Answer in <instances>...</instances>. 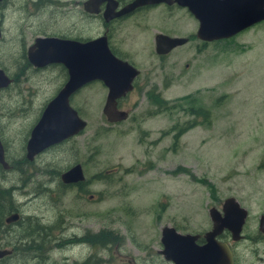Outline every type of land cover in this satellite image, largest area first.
Returning <instances> with one entry per match:
<instances>
[{
  "label": "rangeland",
  "instance_id": "374dc122",
  "mask_svg": "<svg viewBox=\"0 0 264 264\" xmlns=\"http://www.w3.org/2000/svg\"><path fill=\"white\" fill-rule=\"evenodd\" d=\"M188 12L159 6L115 25L111 45L140 71L136 89L121 100L127 119L106 121L107 89L93 81L70 98L87 122L82 133L25 167L20 165L25 130L55 94L63 73L55 67L20 74V80L0 88V141L6 160L16 166L0 171V186L11 188L24 225L0 230V248L12 251L0 264H168L158 253L161 228L206 231L209 206L220 208L228 196L248 212L242 239L231 241L237 264H260L264 21L202 45L195 38L198 20ZM101 29L98 21L90 23L92 37ZM157 33L190 41L160 57L154 50ZM10 56L11 48L0 43V61L9 65ZM151 92H158L168 109L155 107ZM190 106L208 110V118L190 114ZM76 158L85 174L80 189L60 180ZM37 226L42 230L17 244L26 227ZM84 234L87 242L73 240ZM25 244L31 248L24 250Z\"/></svg>",
  "mask_w": 264,
  "mask_h": 264
},
{
  "label": "water",
  "instance_id": "95a60500",
  "mask_svg": "<svg viewBox=\"0 0 264 264\" xmlns=\"http://www.w3.org/2000/svg\"><path fill=\"white\" fill-rule=\"evenodd\" d=\"M160 2L186 7L198 20L196 37L204 41L229 38L264 20V0H133L119 14L137 6ZM186 41L185 37L157 33L155 51L158 54H166ZM36 44L43 48L57 47L55 55L45 54L43 59L46 62L62 61L68 69V79L45 105L38 122L31 129L26 144L27 158L32 159L46 147L77 134L86 127V120L69 104V98L89 82L100 81L107 89L102 113L108 122L115 123L127 119L128 112L117 108V100L132 90L133 80L139 70L128 61L113 55L104 37L79 45L59 39H40ZM29 58L32 61L35 59L31 56ZM9 82L10 79L0 68V88L6 87ZM0 165L4 169L9 168L1 141ZM60 179L63 183L83 179L80 166L75 165L67 169L60 175ZM208 214L212 228L204 233L203 244L195 242L199 234L181 233L169 225L161 228L162 249L159 252L164 259L174 264H233L229 245L218 240L217 236L227 229L232 241L240 240L248 212L235 197L228 196L223 201L221 211L211 207ZM19 217V213L14 212L8 215L5 221L10 223ZM258 229L264 233V214L259 217ZM11 252V249H0V258Z\"/></svg>",
  "mask_w": 264,
  "mask_h": 264
},
{
  "label": "flooded vegetation",
  "instance_id": "af4514ba",
  "mask_svg": "<svg viewBox=\"0 0 264 264\" xmlns=\"http://www.w3.org/2000/svg\"><path fill=\"white\" fill-rule=\"evenodd\" d=\"M132 1L133 0H0V43H4L5 47L8 45V47L11 48L10 64L6 65L4 62L0 61V68L4 71V73L10 79L9 84L6 87H9L13 83L20 80V78H21L20 74H25V75H26V73H27V75H28V73L39 74V73H44L46 71L54 69L55 67H58L61 69L64 78H63V81L60 83V86L57 88L55 94L51 98L48 99V101H50L57 94V92L63 87L65 82L67 81L68 69L66 68L65 64L62 61H60V62L59 61H47L46 62L43 59L45 54H52L53 53V55H55L56 51L58 50L57 47L52 46V47H48V48H43L42 46H38L36 44L37 40L40 41V39H59V40H64V41L65 40L70 41L71 43H76L79 45L82 43H86L92 39L104 37L105 41H106V43H107V45H108V47H109V49L113 55H115L116 57H118L121 60L128 61L131 65H133L132 61L128 60L127 58H125L121 55V52L117 46H115L113 44L111 45V43H110L111 37L113 35V31L115 30V25H117V27H118L120 22H122L124 20H128V19L133 18V17H136L139 14H145L146 12H149L151 9L159 7V6H163V7L167 8V10L173 5L178 6L182 9H186V7L179 6L176 3L166 4L164 2H160L157 4H144L141 6H137L133 9L125 12V13L119 14V12L126 5L130 4ZM188 13H190V12H188ZM110 15H113V16L110 17ZM93 21H98L99 26H101L102 29L99 31V33L97 35L92 37L91 33H90V23ZM263 21L264 20L257 22V23H254L250 27L245 28L244 30L236 33L235 35H233L229 38H222V39H217V40H213V41L200 40L196 37V35H195V38H197L199 40V43H201L202 45H206L207 43L216 42V41H220V40H228L230 38L237 36L241 32L248 30V29L260 24ZM7 33H9V34L6 37ZM168 36H170V35H168ZM172 37H185V36H172ZM185 38H187V41L184 44H186L187 42L190 41V37H185ZM184 44H182V45H184ZM154 45H155V36H154ZM155 46H154V50H155ZM179 46H181V45H179ZM179 46H176V47H179ZM176 47L171 49L166 54H158V53H156V54H158L160 57L167 56ZM29 56L35 57V59L32 61V60H30ZM36 57H37V59H36ZM9 69L14 70V72L12 71V73H11ZM139 73H140V71H139ZM138 75L133 80L132 90L130 92H128L125 96H123L117 100V108L118 109L124 110L121 107V100L126 98L131 92H133L136 89V79L138 78ZM89 83H91V82H89ZM89 83L84 84L75 93H77L80 89H82L84 86L88 85ZM6 87H4V88H6ZM70 98H71V96H70ZM70 98H69V104H70ZM48 101L46 102V104L48 103ZM44 107L42 108V111H43ZM42 111L40 110V112L36 115L35 121L32 124V126H30L29 128L28 127L26 128L24 140L27 139V141H28L31 129L38 122V120L42 114ZM125 111H127V110H125ZM128 115H129V113H128ZM79 116L82 118L81 115H79ZM105 119H106V117H105ZM106 121H107V119H106ZM122 121H124V120H122ZM118 122H121V121H118ZM118 122H115V123H118ZM112 124H114V123H112ZM84 129L79 131L77 134H74V135H72L66 139H63L62 141H60L58 143H55L49 147H46L41 152H39L38 154L33 156L32 159L27 158V155H26L27 141H26L25 146H24L25 153L23 155V158H21L20 165L25 167L29 164L35 163L36 159L39 157V155L41 153L49 151L52 148L57 147L58 145L65 143L66 141L74 139L76 136L80 135ZM1 143H2V141H1ZM3 147H4V145H3ZM4 153H5V148H4ZM5 159H6V155H5ZM8 164H9L8 169H4V168H2L1 165L0 166L5 171L6 170H12L16 167V166H13V164H10L9 162H8ZM75 165L80 166L81 173L83 175V179L75 181V182H70V183H63L62 181L61 182L64 185H69V187H75L77 189H80V187L85 182L83 162L78 160L77 158L72 159V163L68 165L67 169H69ZM66 170H64V171H66ZM62 173H60V175ZM222 204H223V202L221 203L220 208L218 207V205H211V206H209L208 211L211 207H216L219 211H221ZM14 212H18V211H11L8 214H5L3 217V221H4L3 224L6 226V229L11 227V225H15L18 221H20V217L18 220L10 222V223H7L5 221V218ZM263 214H264V210H263V213L261 215H263ZM19 215H20V213H19ZM208 216H209V214H208ZM209 219H210V217H209ZM258 222H259V220H258ZM42 227H44L46 230H48V228H49L48 225H45ZM36 228L40 231L42 230L41 226H37ZM211 228H212V222H211L210 228L207 229L206 231H209ZM33 229H35V228H33ZM33 229H31V231H30L31 233H32ZM206 231L204 230L202 232L198 231V232H193V233H191V232H186V233L199 234L200 236L196 239L195 242L197 244H203V243H205L204 233ZM259 232L264 237V233L261 231H259ZM98 233H100L99 238H103V233L100 231H98L97 234ZM242 236H243V234H242ZM21 237L22 238L16 240L17 244L25 243V236L21 235ZM73 238H74L73 240H76L77 242H87V240H88L87 235H85V234L83 237L74 236ZM43 239H45V238H43ZM217 239L220 241L226 242L229 245L231 252H232V255H233V264H237L238 263L236 260L237 258L235 257L234 252L232 250V242H238L242 238L238 241H232L230 232L227 229H224L217 236ZM43 244H44V242L42 243V245ZM25 246H26V244H25ZM39 246H41L40 243L38 244V248H39ZM2 247H4V246H2ZM0 249H6V248H0ZM160 250H158V253L162 256V254L159 252ZM10 254H12V252ZM9 255H6L4 257H7ZM162 258L164 259L163 256H162ZM258 259L260 260V264H264V257L260 256ZM0 260H1V258H0ZM164 260L167 261L168 264H172V261H169L166 259H164ZM87 261L88 260H85V263H87Z\"/></svg>",
  "mask_w": 264,
  "mask_h": 264
},
{
  "label": "trees",
  "instance_id": "16d2710c",
  "mask_svg": "<svg viewBox=\"0 0 264 264\" xmlns=\"http://www.w3.org/2000/svg\"><path fill=\"white\" fill-rule=\"evenodd\" d=\"M149 99L151 100V102L155 105V107H157L159 110L161 109H168L169 105L168 103L159 95V93H154V92H151V95L149 96ZM171 108V107H170ZM189 113L194 115V116H197V117H203V119H207V115H208V110H205L204 108H201V107H193V106H190L189 109H188ZM188 128V127H187ZM187 128H184V129H187ZM182 129H179V131L176 133V135H178V133L181 131ZM175 135V136H176ZM3 169L1 168L0 166V171H2ZM12 190L10 187H3V186H0V230L6 228V226L3 224V217L5 214H8L9 212L11 211H17L16 209V205L12 202ZM27 218V217H26ZM17 225H20L22 228L24 227L23 223L22 222H17L16 223ZM37 225V224H36ZM7 229H10L7 228ZM24 229V228H23ZM21 229V230H23ZM31 229L30 227H26L25 228V231H23V235L22 236H31L34 234V232L38 231V229L35 227V229H33L32 233L30 232ZM1 234V233H0ZM93 241V237L91 236L90 237V242ZM0 245H2L0 243ZM26 247V246H25ZM31 246H27L24 250H28L30 249ZM12 256V254H10L9 256L7 257H4V258H8Z\"/></svg>",
  "mask_w": 264,
  "mask_h": 264
}]
</instances>
